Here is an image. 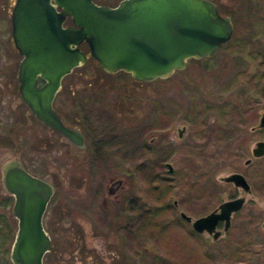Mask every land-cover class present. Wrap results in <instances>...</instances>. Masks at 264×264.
Masks as SVG:
<instances>
[{
  "label": "rangeland",
  "instance_id": "1",
  "mask_svg": "<svg viewBox=\"0 0 264 264\" xmlns=\"http://www.w3.org/2000/svg\"><path fill=\"white\" fill-rule=\"evenodd\" d=\"M210 1L231 17L229 40L159 80L104 71L78 44L85 61L61 78L52 99L63 122L83 134L77 148L22 102L12 0H0V264H12L16 219L1 183L12 159L53 185L41 221L56 247L42 264H192L195 256L201 264H264V155H251L264 139V0ZM225 101L244 111L225 116ZM231 171L245 175L250 192L220 179ZM236 195L244 204L218 239L191 232L178 215L193 218ZM146 206L161 207L152 216L161 231L141 228Z\"/></svg>",
  "mask_w": 264,
  "mask_h": 264
},
{
  "label": "water",
  "instance_id": "2",
  "mask_svg": "<svg viewBox=\"0 0 264 264\" xmlns=\"http://www.w3.org/2000/svg\"><path fill=\"white\" fill-rule=\"evenodd\" d=\"M64 14H69L72 25H62ZM9 18L11 40L20 55L16 79L22 102L38 121L77 148L84 145L83 134L63 122L52 99L61 78L85 61L79 43L86 44L88 55L104 71L121 70L132 79L151 81L182 69L189 58L212 54L233 30L231 17L210 0H120L113 6L91 0H14ZM259 125L264 127V113ZM251 155H264V139L255 141ZM220 179L251 191L242 172L231 171ZM1 183L12 196L11 214L16 219L10 261L42 264L51 238L41 217L53 185L27 171L17 159L5 163ZM244 201V195H236L193 218L183 211L178 215L194 231L215 238L228 229L232 214ZM220 221L222 229L216 227Z\"/></svg>",
  "mask_w": 264,
  "mask_h": 264
},
{
  "label": "trees",
  "instance_id": "3",
  "mask_svg": "<svg viewBox=\"0 0 264 264\" xmlns=\"http://www.w3.org/2000/svg\"><path fill=\"white\" fill-rule=\"evenodd\" d=\"M154 80H159L158 78L157 79H154ZM152 81V80H151ZM262 89H263V92H264V85L262 86ZM220 107L224 110L223 111V114L226 116L229 112L230 113H232V111H233V113H236V114H240V113H242V111H244V108L242 107V105H240L239 103H234V104H232V106L230 107L229 106V104H228V102L227 101H225V102H223V103H221L220 104ZM230 110V111H229ZM148 208L149 207H147L146 206V209H147V211H148ZM161 207L159 206V207H150L149 208V211H148V213H151V215H149L150 217H144L143 218V221H142V224H141V228L143 229L144 228V230L146 229L147 230V228H145L148 224H150L151 225V228L152 229H160V231H161V228L158 226V225H160L156 220H154V218L152 217L153 216V214L155 215V214H157V210H159ZM145 216H148V215H145ZM147 224V225H146ZM143 225H146V226H143ZM191 232H193L194 233V231L193 230H191ZM196 234V233H195ZM55 247H56V244L54 243V244H51L50 245V250H52V251H54L55 250ZM242 246H240V248H241ZM243 247H244V245H243ZM240 248H237V250H239ZM244 249V248H243ZM241 250V249H240ZM192 256H193V254H192ZM199 257H200V259L201 258H205V254L204 253H202V255H199ZM156 258L158 259L159 257H157L156 256ZM162 259V258H161ZM193 260H194V262H192V264H201V263H199V261L197 260V258H196V256L193 258ZM160 262V264H168V263H170V264H174L171 260H169V259H162V262L163 263H161V261H159ZM202 262V261H201Z\"/></svg>",
  "mask_w": 264,
  "mask_h": 264
},
{
  "label": "flooded vegetation",
  "instance_id": "4",
  "mask_svg": "<svg viewBox=\"0 0 264 264\" xmlns=\"http://www.w3.org/2000/svg\"><path fill=\"white\" fill-rule=\"evenodd\" d=\"M92 2H94V3H96V4H103V5H108V6H113V5H115L116 3H118L120 0H102V1H100V0H91ZM13 3H14V0H12V2H11V7H12V5H13ZM50 3H52V0H50ZM54 8L58 11V10H60V8L59 7H57V6H54ZM10 10H11V8H10ZM10 15V14H9ZM9 24H10V18H9ZM62 25L63 26H65V25H72V20H71V17L69 16V14H64L63 15V19H62ZM10 30H11V25H10ZM236 187V186H235ZM237 212V211H236ZM184 220V219H183ZM186 223H189V226H190V222L189 221H186V220H184ZM220 222H222V221H220ZM219 222V223H220ZM218 223V224H219ZM190 229L191 230H193L192 228H191V226H190ZM228 230V229H227ZM226 230V231H227ZM194 231V230H193ZM194 232H196V231H194ZM201 232H205V231H200V232H196L197 234H199V233H201ZM206 233V232H205ZM222 234V233H221ZM221 234H219L218 235V237H215V238H212L211 237V235L209 234V233H207V235H209L210 236V238L212 239V240H215V239H218L219 237H220V235Z\"/></svg>",
  "mask_w": 264,
  "mask_h": 264
}]
</instances>
